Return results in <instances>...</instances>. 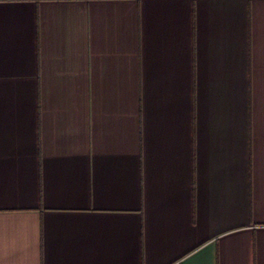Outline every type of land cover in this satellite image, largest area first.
<instances>
[{
    "label": "crops",
    "instance_id": "crops-1",
    "mask_svg": "<svg viewBox=\"0 0 264 264\" xmlns=\"http://www.w3.org/2000/svg\"><path fill=\"white\" fill-rule=\"evenodd\" d=\"M0 264H264V0H0Z\"/></svg>",
    "mask_w": 264,
    "mask_h": 264
}]
</instances>
